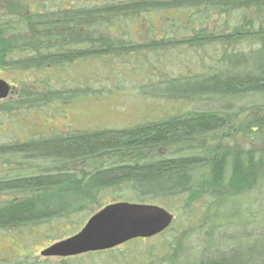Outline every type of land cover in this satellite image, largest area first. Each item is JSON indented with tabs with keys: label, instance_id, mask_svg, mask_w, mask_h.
Masks as SVG:
<instances>
[{
	"label": "trees",
	"instance_id": "obj_1",
	"mask_svg": "<svg viewBox=\"0 0 264 264\" xmlns=\"http://www.w3.org/2000/svg\"><path fill=\"white\" fill-rule=\"evenodd\" d=\"M17 1L0 4V65L32 73L30 83L41 88L24 87L21 104L66 105L95 95L96 77L76 80L68 71L114 58L120 81L136 78L140 95L170 104L129 127L0 147L1 155L17 161L9 159L6 166L19 169L0 179V195H8L0 204V230L53 228L74 218L80 219L74 228H83L113 203L171 211L202 203L199 228L209 237L220 226L209 219L211 213L217 217L216 204L263 195L264 118L248 124L250 139L260 148L214 141L243 114L242 104L264 106V0ZM182 53L187 66L195 60L196 72L167 71L173 66L169 57ZM183 103L189 107L176 106ZM36 162L46 165L27 172ZM207 247L188 264L264 261V252L240 247L213 256V245Z\"/></svg>",
	"mask_w": 264,
	"mask_h": 264
},
{
	"label": "rangeland",
	"instance_id": "obj_2",
	"mask_svg": "<svg viewBox=\"0 0 264 264\" xmlns=\"http://www.w3.org/2000/svg\"><path fill=\"white\" fill-rule=\"evenodd\" d=\"M6 1L8 0H0V4ZM1 58L5 60L7 56ZM188 59L183 53L171 55L168 63L173 66L167 68V71L196 72L195 60L187 66L185 63ZM114 62L117 65L118 58L87 62L86 66L84 64L79 69L68 71L76 80L96 77L92 88L100 89L99 93L89 94L88 97L79 98L66 105L54 103L39 107L21 104L24 101V87L34 92L41 90L30 83L32 73L0 65V78L13 86L9 97L0 101V147L72 131L129 127L150 120L160 111L162 105L170 104L162 99L153 100L140 95L136 90L138 85L136 78L133 83L120 81L119 76H115L117 72L113 70ZM26 81L28 84L25 86ZM259 105L250 108L247 103L242 104L243 114L238 116L228 129L222 131L219 138L215 137L214 142L231 146L234 144L240 149H245L249 145L260 148L258 143L251 141L248 129L249 122L261 124L263 121L264 106ZM176 106L184 109L189 107L184 103ZM259 130L264 133V125ZM0 156L3 159V163L0 162V179L14 176L19 169L13 172L6 166L5 161L9 159L14 161L15 157L1 154ZM16 162L14 161L15 164ZM41 165L46 164L33 163L27 172H35ZM262 194V196L255 194L257 196H252L253 199L251 196L247 197V194L225 204L221 203L222 201L216 204L217 217L211 213L209 219L211 222L218 221L220 226L209 237L205 235L206 231H200L199 228L204 226L202 222L204 210L200 203L198 207L195 205L187 207L186 210L167 209L174 215V222L168 230L155 237L140 238L114 249L68 258L44 257L41 252L57 243L59 237L64 238L72 234V231L80 230L82 225L79 228L73 226L80 221L79 218H74L72 224L54 223L53 228L52 225H40L0 230V264H188L193 259H200L203 249L208 248L207 245H213L211 249L213 251L210 253L213 256L219 251H232L240 247L246 253L253 252L258 255L264 252V192ZM7 199L8 195L1 194L0 204ZM86 222L85 220L82 224ZM246 234L262 235L253 240L252 237H246ZM179 239L181 245L176 243ZM255 264H264V261L261 262L258 258Z\"/></svg>",
	"mask_w": 264,
	"mask_h": 264
},
{
	"label": "water",
	"instance_id": "obj_3",
	"mask_svg": "<svg viewBox=\"0 0 264 264\" xmlns=\"http://www.w3.org/2000/svg\"><path fill=\"white\" fill-rule=\"evenodd\" d=\"M10 84L0 78V101L8 98ZM174 222V215L157 205L109 204L94 214L74 236L41 252L44 257H74L114 249L136 239L162 234Z\"/></svg>",
	"mask_w": 264,
	"mask_h": 264
},
{
	"label": "flooded vegetation",
	"instance_id": "obj_4",
	"mask_svg": "<svg viewBox=\"0 0 264 264\" xmlns=\"http://www.w3.org/2000/svg\"><path fill=\"white\" fill-rule=\"evenodd\" d=\"M10 84V83H9ZM10 86H11V90H10V93L12 92V89H13V86L10 84ZM10 95V94H9Z\"/></svg>",
	"mask_w": 264,
	"mask_h": 264
}]
</instances>
